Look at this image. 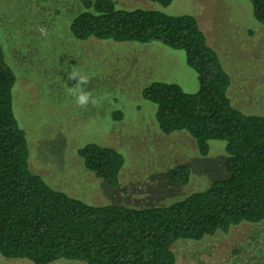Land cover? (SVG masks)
I'll return each instance as SVG.
<instances>
[{"label":"rangeland","instance_id":"rangeland-1","mask_svg":"<svg viewBox=\"0 0 264 264\" xmlns=\"http://www.w3.org/2000/svg\"><path fill=\"white\" fill-rule=\"evenodd\" d=\"M83 0H0V38L17 74L14 110L26 130L32 169L53 187L94 205L165 204L206 189L228 176L226 142L211 140L201 155L186 131L163 133L156 105L143 88L156 79L196 91L199 80L186 53L159 43L76 38L72 19ZM120 8L159 9L198 18L209 44L220 53L232 77L230 96L247 113L264 114V24L251 0H116ZM77 79H69L70 73ZM90 93L87 106L76 103L75 89ZM92 101H95L93 103ZM114 111L122 115L114 117ZM89 142L115 147L125 155L120 184L112 188L86 167L79 149ZM188 164V183L167 179L168 170ZM176 264H251L264 261V220L243 222L201 240L180 239ZM0 264H36L8 258ZM49 264H89L60 260Z\"/></svg>","mask_w":264,"mask_h":264},{"label":"trees","instance_id":"trees-1","mask_svg":"<svg viewBox=\"0 0 264 264\" xmlns=\"http://www.w3.org/2000/svg\"><path fill=\"white\" fill-rule=\"evenodd\" d=\"M152 1L167 6L173 0ZM251 1L256 19L264 24V0ZM82 3L70 24L78 39L159 43L186 53L199 88L191 92L180 83L156 79L143 88V96L156 105L160 130L188 132L199 154L210 152L211 140H224L228 176L184 198L146 206L94 205L53 187L31 167L28 135L14 110L17 74L0 38V253L36 264H176L173 246L178 240H201L243 222L264 220V114L247 113L233 103L232 77L198 18L120 8L116 0ZM120 115L114 111V117ZM79 154L110 187L120 184L123 152L89 142ZM191 174L188 164H179L166 177L186 184Z\"/></svg>","mask_w":264,"mask_h":264},{"label":"clouds","instance_id":"clouds-1","mask_svg":"<svg viewBox=\"0 0 264 264\" xmlns=\"http://www.w3.org/2000/svg\"><path fill=\"white\" fill-rule=\"evenodd\" d=\"M69 79H77L76 73H70ZM88 78L86 76H79L77 80V85L75 89H69V92H74L76 94V103L80 106H87L90 102V93L86 92L81 88V85L87 83ZM95 103V101H92Z\"/></svg>","mask_w":264,"mask_h":264}]
</instances>
